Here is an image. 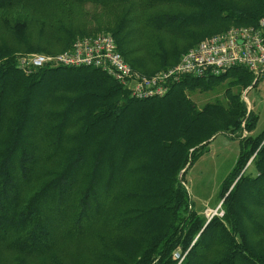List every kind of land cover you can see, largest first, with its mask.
<instances>
[{"label": "trees", "instance_id": "16d2710c", "mask_svg": "<svg viewBox=\"0 0 264 264\" xmlns=\"http://www.w3.org/2000/svg\"><path fill=\"white\" fill-rule=\"evenodd\" d=\"M90 4L106 19L93 25L98 34L112 35L125 60L146 75L175 66L231 24L256 26L264 18V0L248 7L222 0H0V264H264V132L251 135L258 116L242 98L255 83L252 73L240 67L220 77H184L166 95L138 100L97 69L19 68L21 51L59 53L91 36L69 34ZM223 82L224 101L203 110L186 97L185 90ZM165 119L173 130L157 141L151 128ZM219 134L238 141L240 154L222 185L223 216L208 220L190 199L186 173L179 175ZM251 159L255 176L246 172ZM158 160L161 190L151 191L148 168ZM145 202L154 205L143 208ZM153 212L162 230L134 240L126 224L137 229Z\"/></svg>", "mask_w": 264, "mask_h": 264}, {"label": "built area", "instance_id": "2783aa9c", "mask_svg": "<svg viewBox=\"0 0 264 264\" xmlns=\"http://www.w3.org/2000/svg\"><path fill=\"white\" fill-rule=\"evenodd\" d=\"M18 66L26 73L43 68L97 69L138 100L162 97L184 77H220L240 67L259 80L264 77V18L256 26L232 27L205 38L185 52L175 66L152 75L135 70L110 34L78 38L59 53L20 54Z\"/></svg>", "mask_w": 264, "mask_h": 264}, {"label": "rangeland", "instance_id": "374dc122", "mask_svg": "<svg viewBox=\"0 0 264 264\" xmlns=\"http://www.w3.org/2000/svg\"><path fill=\"white\" fill-rule=\"evenodd\" d=\"M211 2V0H209ZM219 1V0H213ZM230 4H236L239 7H248L252 4L257 3V0H222ZM96 11L98 9L94 6L92 7L91 4L86 7L83 14L85 15V19H82L80 22L83 24L82 21L86 22L90 25H81L78 24L73 26L74 28L70 29V36L72 37H80L81 35H97L100 30L94 28L93 25L98 24L99 21H104L106 19L99 18V15H96ZM98 16V17H97ZM79 19L78 17H76ZM76 23V20H75ZM74 25V23H73ZM92 25V26H91ZM232 27H240L231 24ZM231 27V28H232ZM230 29V28H229ZM35 29H31L33 31ZM103 33V32H101ZM200 33L198 37H200ZM34 35V36H33ZM31 35L34 37L33 41H40L41 37H36V34ZM212 36V35H211ZM30 37V36H28ZM210 37V36H209ZM7 36L4 38L6 39ZM207 38V37H206ZM205 39V38H204ZM12 42L15 46L22 44L20 41L23 38H17L16 36L12 37V39H6ZM181 48L189 47L190 42H183L182 40L178 43ZM57 43L52 44V46L57 47ZM28 49V46L25 45L23 50ZM34 54V53H41L40 51H30V52H19V54ZM184 54V53H183ZM182 54V55H183ZM254 84L253 86L249 87L248 89L243 91L242 98L248 105L249 110H253V112L258 116V121L256 125V129L251 133L253 137H257L264 132V77L257 80L254 77ZM256 84V85H255ZM255 85V86H254ZM227 87V83L223 82L221 86L217 87L216 89H212L209 91H195L191 92L189 90H185L186 97L192 100L199 110H203L209 104L216 102V100L224 101L225 97V88ZM90 112V111H89ZM84 126L86 122L83 123ZM106 133L109 135L111 133L112 124L105 125ZM154 127V126H152ZM80 128V127H79ZM78 127L73 128L71 132L77 130ZM77 130V131H76ZM173 130L170 126V121L168 119L161 121L157 128H151V131L157 137V141H162V131H167L166 133ZM245 135V134H244ZM117 142V140H115ZM235 144V145H232ZM149 146H147L148 148ZM145 149V148H144ZM158 151V150H157ZM240 152L239 142L230 140L226 135L219 134L212 142H210L208 146L207 152L200 157L189 169L186 167L179 175V178L182 179L184 172L186 173L184 177V184L186 185L190 199L194 202L196 210L203 216H205L208 220H211L215 216L222 217L223 216V201L224 199L221 198V190L222 185L225 181L227 175L234 169ZM157 157V152L153 155L152 161H147L145 164L149 162H153ZM160 158V155H159ZM252 159L247 164L246 172L255 176L256 171L254 166L251 164ZM152 169L148 168V178L146 182L151 186V191H155L156 186L158 187V191L161 190V183L157 179V170H160L161 165L159 160L155 163L151 164ZM154 194V193H153ZM228 195V194H226ZM152 200V199H150ZM154 204L149 202H145L143 204V208H148ZM131 221L128 219L127 223ZM140 225H138L136 229V225L134 226H127L126 229H130L131 232L133 230V239L138 240L139 235H145L152 230L161 231L162 230V217H158L156 213L149 215V217L145 220H141ZM123 239H116V245L121 246L123 245ZM257 243L263 244V241L258 240ZM135 251V250H134Z\"/></svg>", "mask_w": 264, "mask_h": 264}, {"label": "crops", "instance_id": "0c3cea01", "mask_svg": "<svg viewBox=\"0 0 264 264\" xmlns=\"http://www.w3.org/2000/svg\"><path fill=\"white\" fill-rule=\"evenodd\" d=\"M216 137H217V136H216ZM216 137H215V138H216ZM215 138H213V139L211 140V142H212ZM237 142H238V141H237ZM232 145H235V144H232ZM239 147H240V144H239ZM239 153H240V152H239Z\"/></svg>", "mask_w": 264, "mask_h": 264}, {"label": "water", "instance_id": "95a60500", "mask_svg": "<svg viewBox=\"0 0 264 264\" xmlns=\"http://www.w3.org/2000/svg\"><path fill=\"white\" fill-rule=\"evenodd\" d=\"M183 173V172H182Z\"/></svg>", "mask_w": 264, "mask_h": 264}]
</instances>
